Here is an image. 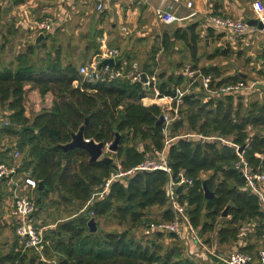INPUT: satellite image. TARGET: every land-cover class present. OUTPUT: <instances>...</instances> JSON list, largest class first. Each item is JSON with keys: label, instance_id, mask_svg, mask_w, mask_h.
I'll return each mask as SVG.
<instances>
[{"label": "trees", "instance_id": "16d2710c", "mask_svg": "<svg viewBox=\"0 0 264 264\" xmlns=\"http://www.w3.org/2000/svg\"><path fill=\"white\" fill-rule=\"evenodd\" d=\"M198 26L177 28L172 34L163 35L165 51L172 39L189 46L195 69L199 67L197 54L201 41ZM36 49L37 46L28 47L17 58L15 67L0 69V108L11 113L10 126L0 131V141L5 136L16 138L23 158L21 172L44 184L37 190L36 216L49 209L58 213L64 210L67 214V220L56 218L52 222L56 228L46 232L60 264H198L184 256L185 244L177 234L153 231L147 241L131 235L134 229L149 222L148 211L156 208L162 209L161 221L156 223L175 221L166 193L170 180L166 172H136L114 181L102 200L95 199L86 208L117 171L102 160L90 162L84 149L65 152L61 148L71 143L73 134L82 127L84 138L96 143L109 145L120 136L115 158L122 171L140 166L148 155L155 158L166 148L173 179L183 170L194 182L179 194V201L187 206L191 225L200 237L214 233L218 247L234 245L243 225L249 223H255L256 237H263L264 211L260 200L244 190L245 180L234 167L239 159L237 148H243L242 154L250 165L264 171V92L262 97L248 103L242 92L208 98L202 91L186 95L180 108L181 118L171 126L169 139L173 141L166 147L164 125L158 123L162 110L142 103L154 94L152 87L147 91L142 83L126 79L88 85L82 82L79 70L71 64L63 65L58 55L52 57L48 53L46 58L35 62ZM230 54L228 49L217 50L210 59L227 58ZM152 60L155 65V56ZM154 65H145L143 72L155 75ZM177 67L181 69L182 65ZM201 70L214 77V88L241 81L239 76L223 78L218 67ZM156 78L160 96L173 99L179 95L177 88L188 82L183 73L162 72ZM27 86L38 90L42 97L51 93L53 107L28 117ZM184 130L189 133L186 137L181 135ZM5 158L0 156V161ZM205 186L213 198H205ZM226 210L227 216L223 217ZM107 217L115 218L119 225L131 223V228L103 232L99 224ZM91 219L96 221L97 233H90ZM205 243L211 245V239ZM19 249L16 237L9 251L0 256V264H28V255ZM249 249L254 247L237 246L235 250L249 253ZM257 254L258 251L251 255L257 258Z\"/></svg>", "mask_w": 264, "mask_h": 264}, {"label": "crops", "instance_id": "0c3cea01", "mask_svg": "<svg viewBox=\"0 0 264 264\" xmlns=\"http://www.w3.org/2000/svg\"><path fill=\"white\" fill-rule=\"evenodd\" d=\"M191 1L194 3V10L199 12L198 17L177 24L176 27L170 29L166 28L165 31L161 33L156 29L157 26H155L161 25L155 19V9L161 4L160 0H104V9L102 11L97 10L96 0H14L12 5H9L8 0H0V69L11 66L15 67L17 58L24 54L28 47L36 46L35 42L39 34L36 33L35 26L46 17H51L54 20V27L52 31L46 34L48 35L47 37L45 35L44 40H42L39 47H37L34 57L35 62L46 58V55L49 53L52 57L58 55L63 65L66 66L71 64L80 70L81 67L86 66L95 59L96 55L99 54L98 50H100L104 44L108 48L118 49L120 51L121 43L128 42V46H130V44L132 45L134 41L132 36L135 34L136 41L138 42L137 44H139L140 41L144 43L147 42L145 41L146 39L149 41L153 40V54L151 58L140 67L139 63L133 60V55L130 54L134 47L132 46L130 49L128 47L124 52H120L121 58L117 60V63H123L127 68H130L132 64H137L143 72L145 65H154V61L152 60L154 56L156 64V55L158 52L165 51L163 47V35L165 32L172 34L177 28H186L189 25L196 24L199 25L197 33L201 37L197 54V59L199 60V67L197 69L201 70L204 67L214 66L210 64L203 65V60L212 64V62L219 57L214 59H210V57L214 55L217 50H225L222 49L223 46L231 51L230 56L234 54L237 57H242L247 53L248 56H255V59L260 60L264 66V33L258 31L257 28L256 30L249 31L236 37L230 33L221 31L211 30V32H209L203 23V14L205 15L208 12H212L216 15H227L240 18L246 21L255 19L254 16H247L245 13L246 10L244 9L246 3L247 6H250V11L253 13L252 3L254 1L250 3L247 2L249 0H217L210 5L206 3V0ZM135 2H138L137 6L134 5ZM189 12L190 11L184 7L178 8L175 11L178 16H187ZM151 14L154 16V22L148 18V16L151 17ZM40 16L45 17L41 20ZM132 32H134V34ZM202 46L207 50L215 47L214 53L205 57L201 52ZM190 50L188 45L172 39L169 50L165 51V56L170 60H174L179 53L184 52L186 60H189L192 63L190 65H193V57ZM229 57L221 58L228 59ZM172 68L173 66L171 65L169 74L182 73L183 68ZM261 73L264 74V71ZM240 76L242 77L240 82L246 83L249 81V79H247L248 74L245 73ZM152 88L154 93H159L157 90V83L155 87ZM25 89L27 94L29 93L28 97L33 104L31 110H33L35 114H39L44 109L50 110L53 107L54 97L51 93L42 97L39 91L32 89L31 86H27ZM146 90L148 91V89ZM177 90L183 91L185 87H178ZM199 92L201 91L194 89L191 93ZM257 92L259 97H262V91L257 89ZM153 95H149L142 100L144 106H158L154 102L148 103V100L151 99L150 97ZM206 96L208 98V95ZM247 102L249 101H245V103ZM26 103L27 96L25 105ZM160 109L162 110L161 107ZM10 114L9 111L3 113L0 115V120H8ZM26 115L31 118V115L27 112V106ZM5 143L17 144V139L12 136H5L0 141V156L7 157L3 162L11 163L13 161L12 157L6 152L1 151ZM258 157L261 158L259 155ZM9 159H11V161H9ZM37 194L36 191L34 194L36 199ZM0 196L2 197L0 201V211L2 212L1 224L10 228L14 239H16L15 229L11 224V220L7 221L4 219L5 213L3 206L5 196ZM92 201L88 203L86 208L91 205ZM186 224L187 232L184 237L180 238L185 244L184 256L198 262V264H201L199 261L207 262L209 258H212L211 261L214 260L216 262L215 264H222L221 258H226L229 255L228 253L235 250L237 246L240 248L253 246L254 250L249 249L247 251L251 254H255V252L264 247V233L262 238L256 237L255 223L243 225L239 240L236 244L230 245L232 246V250L227 253L228 255L219 252L221 247H218L216 242L217 234L213 233L214 237L208 236V238L211 239V245H208L205 243L204 238L200 237L197 230L191 225L190 219ZM190 228L193 230V233ZM145 235L150 236L151 234L147 235L145 233ZM249 236L251 237L249 238ZM210 251L215 252L219 257L209 256ZM253 264L259 263L255 261Z\"/></svg>", "mask_w": 264, "mask_h": 264}, {"label": "built area", "instance_id": "2783aa9c", "mask_svg": "<svg viewBox=\"0 0 264 264\" xmlns=\"http://www.w3.org/2000/svg\"><path fill=\"white\" fill-rule=\"evenodd\" d=\"M161 4L155 9L156 21L164 26H171L185 22L189 19L198 17L199 12L194 10L193 1L188 0H160ZM217 0H206L210 5ZM9 5H12L14 0H8ZM97 10L104 9V0H96ZM184 7L190 12L187 16H178L175 11L178 8ZM252 11L254 18L262 23L264 33V2L256 0L252 3ZM203 23L206 28H212L215 31L230 33L233 36H240L249 31L256 30L255 27H250L248 21L240 18H234L227 15H216L212 12L203 14ZM54 20L51 17H46L35 26L36 33L46 35L52 31ZM121 58V53L118 49L108 48L105 44L101 47L100 52L95 59L86 66L81 67L79 74L82 77V82L88 85L97 83L113 82L119 79H126L133 83L140 82L145 89L150 90L157 83L156 76H146L147 82H142L144 74L137 64H132L127 68L123 63H117ZM108 59H114V67L102 65V62ZM183 75L188 80L185 90L179 91L176 99L170 97H162L158 92L154 93L148 103L154 102L162 108L163 117V134L166 136V147L173 140L169 139V134L172 124L180 117V108L184 104V97L190 94V89H198L204 92L209 97L219 94H237L248 89L246 83L236 82L224 84L219 88H214L216 83L212 75L204 74L200 69H195L193 65H186L182 71ZM78 85V82H75ZM10 125L7 119L0 120V130ZM198 138H201L197 136ZM111 144L108 145V147ZM2 152H6L12 157L11 163L0 162V194L4 195V219L11 220V224L15 229V234L19 242L21 252L27 254L29 264H60L59 258L55 253L52 240L46 236V232L53 229L54 226H44L43 223L36 222L35 216L38 212L37 200L34 196L39 189V182L32 178L29 174L21 172L22 164L19 163L21 153L16 143H5L1 148ZM238 161L235 163V170L245 180L246 191H251L260 200L264 211V171L254 168L246 160L242 153H239L237 148ZM163 171L170 175L166 193L168 203L171 205L175 213V221L172 223H156L148 222L145 224L146 234L149 235L153 231H162L166 233L177 234L180 238L184 237L187 232V224L189 217L186 213V205L179 201L177 190L182 187H191L193 180L186 177L185 172L180 171L178 178L173 179L172 169L168 165L166 148L157 157L150 156L140 166L129 171H119L109 178L101 190L94 194L92 200H102L108 193L111 184L117 180H124L126 177L135 174L136 172H153ZM91 200V201H92ZM90 201V202H91ZM191 229V228H190ZM192 233L193 230L191 229ZM264 233V224L263 229ZM19 249V250H20ZM212 256L219 257L215 252H209ZM258 261L259 264H264V247L258 251L257 258L249 253H244L239 250L231 252L226 258L222 257V264H253Z\"/></svg>", "mask_w": 264, "mask_h": 264}, {"label": "rangeland", "instance_id": "374dc122", "mask_svg": "<svg viewBox=\"0 0 264 264\" xmlns=\"http://www.w3.org/2000/svg\"><path fill=\"white\" fill-rule=\"evenodd\" d=\"M253 1H256V0H249L247 2L252 3ZM261 1H263V0H261ZM134 5L137 6L138 2H135ZM244 9L246 10L245 13L247 16H249V17L254 16L253 13L250 11V6H247L246 3L244 5ZM45 16H48V15H45ZM44 17L40 16V19L42 20ZM148 18L154 22V16L152 14H151V17L148 16ZM176 25L177 24L171 25V26H163V25H155V26H157L156 29H158L161 33H163L166 28L170 29V28L176 27ZM132 33L134 34V32H132ZM127 37H130V36H127ZM132 38L134 41L132 42V45L130 44V46H128V42L121 43L120 52H124L125 49H127L128 47L130 49L132 46H134L133 50L130 52V54L133 55L132 56L134 58L133 60H136L139 63V66L142 67V65L147 63V60L150 59L152 54H153V51H152L153 50L152 49L153 40L149 41L148 39H146L145 41H147V42H145V43L143 41L141 42L139 40L140 42H139V44H137L138 42L136 41L135 34L132 36ZM201 49H202L201 52L204 54L205 57H207V55L214 53L215 47H213L210 50H207L205 47L202 46ZM222 49H226L225 46H223ZM165 55H166V53L163 51L158 52L156 55V59H157L156 64H155V75H156V77L158 74H160L162 72L169 74L171 71V65L173 66L172 69H176L178 64L182 65V68L187 64H192L189 60H186L184 52L179 53L174 58V60L168 59V57H166ZM254 55H256V54H254ZM203 61H204L203 65L210 64V65H214V67H218L223 74V78L237 77V76L242 78L240 75L245 74V73L248 74L247 79H249V81L246 82L248 89H246L244 92H242L243 94H241L243 96V98L245 99V101L255 100L259 96V94H257L258 93L257 89H260L262 91V93L264 92V76H263L264 74L261 73L264 71V66L260 60L255 59V56H248V54L245 53L242 57H237L236 55L233 54L228 59H224V58L219 57L215 61H213L212 64L207 62L206 60H203ZM0 67H1V65H0ZM259 71H260V73H259ZM193 91H194V89H190V93ZM28 94H27V103H26L27 112L32 117L33 115H35V113L33 110H31V108L33 107V104L30 101ZM5 112H8V111L0 108V115H2ZM186 134L187 135L189 134L188 131H186V130L181 131V135L186 137L187 136ZM189 137H191V136H189ZM105 153H106L105 154L106 157H110V158L114 159V163L116 165L120 166L118 160L115 158L116 153L109 152L108 150H106ZM148 156H151V155H148ZM9 161H11V159H9ZM19 163H21V164L23 163L22 157L19 160ZM55 199L56 198L54 197L53 200H55ZM161 213H162V209H158V208L151 210V211H148L149 222L161 221ZM58 214H61V215L58 217ZM1 216H2V212L0 213V256L6 254L9 251L10 246L14 241L12 230L1 224ZM56 218L67 220V214L64 212V210L60 211L59 213L53 209L43 210L42 212H39V214L37 216H35V221L51 225L52 222H54V221L56 222ZM63 220H61V221H63ZM219 224L221 225L222 222L220 221ZM52 225L54 226L53 229H55L56 225L55 224H52ZM99 228L103 232H123V231L131 228V223L127 222L124 225H119L118 221L115 218L107 217V218L102 219L100 221ZM145 233H146V227L144 225V226L140 227L139 229H136V230L134 229L131 232V235L135 236L138 240H141V241H147V240L152 238L151 235L146 236ZM208 236L209 237L213 236V234L205 236L204 237L205 241L208 239ZM250 237L251 236H249V238ZM231 250H232V246H224V247L220 248L219 252L227 254ZM211 259L209 258V260L207 262H205V261H199V262L201 264H215L216 262L214 260L211 261Z\"/></svg>", "mask_w": 264, "mask_h": 264}, {"label": "water", "instance_id": "95a60500", "mask_svg": "<svg viewBox=\"0 0 264 264\" xmlns=\"http://www.w3.org/2000/svg\"><path fill=\"white\" fill-rule=\"evenodd\" d=\"M248 25L250 27H255L260 30L263 29L262 23L258 22L256 19H251L248 21ZM45 35L40 34L38 38L36 39V46L39 47L40 43L42 40H44ZM102 65H108L110 67H114L115 65V60L114 59H108L102 62ZM142 82L146 83L147 82V77L145 74L142 75ZM147 89V88H146ZM164 120L163 117H160L159 119V124H163ZM119 144H120V136L117 135L116 139L112 142V144L108 147V145H105L104 143H96L94 141H88L84 138V128L82 127L78 133L73 134L72 136V142L61 146V148L67 152L69 150L75 149V148H81L86 150L89 155H90V162H97L99 160H102L106 165L108 166H113L115 171H119V166L114 163V159L110 157L105 156V150L107 149L109 152L112 153H117L119 149ZM243 152V148L239 149V153ZM236 171V170H234ZM44 187V184L41 182L39 184V189L41 190ZM183 188L179 187L177 190V193L180 194L182 192ZM205 198L206 199H211L213 198V194L207 189L205 186ZM227 216V210L223 213V217ZM88 227L90 229V233H97L98 229L96 226V221L95 219H91L88 222Z\"/></svg>", "mask_w": 264, "mask_h": 264}]
</instances>
